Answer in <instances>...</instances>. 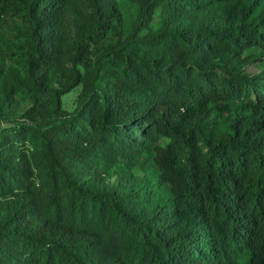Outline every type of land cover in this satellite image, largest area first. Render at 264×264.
Returning <instances> with one entry per match:
<instances>
[{
	"label": "trees",
	"instance_id": "16d2710c",
	"mask_svg": "<svg viewBox=\"0 0 264 264\" xmlns=\"http://www.w3.org/2000/svg\"><path fill=\"white\" fill-rule=\"evenodd\" d=\"M127 1L0 0V264H264V0Z\"/></svg>",
	"mask_w": 264,
	"mask_h": 264
},
{
	"label": "rangeland",
	"instance_id": "374dc122",
	"mask_svg": "<svg viewBox=\"0 0 264 264\" xmlns=\"http://www.w3.org/2000/svg\"><path fill=\"white\" fill-rule=\"evenodd\" d=\"M121 11L125 17V19L128 21L130 20L131 16L134 13V8L130 2L127 0H119ZM153 25L157 23L156 16L152 20ZM100 51V46L95 45L91 47L87 53L86 57V63L85 67H90L93 64L94 58L96 54ZM84 67V68H85ZM259 68L256 64H250L246 67V71L249 73H256L258 72ZM80 91V87H76L73 90H71L69 93L62 96V106L65 109L72 110L75 107L76 101L78 99V93ZM16 99L18 100V105L15 109H6V112L8 114L5 115V117L1 118L0 120V128L10 126L16 121L22 120L21 114L23 111L29 106L30 102L27 100L24 94L19 93L16 96ZM119 170H115L113 172H110L106 175L107 181L110 183H116L120 177V174L123 175V173L118 172Z\"/></svg>",
	"mask_w": 264,
	"mask_h": 264
}]
</instances>
